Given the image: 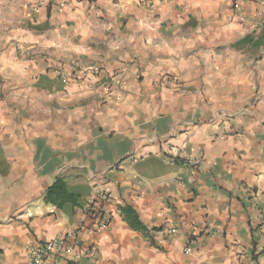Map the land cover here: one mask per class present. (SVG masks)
<instances>
[{
    "label": "crops",
    "instance_id": "obj_1",
    "mask_svg": "<svg viewBox=\"0 0 264 264\" xmlns=\"http://www.w3.org/2000/svg\"><path fill=\"white\" fill-rule=\"evenodd\" d=\"M70 233L96 259L57 264H261L264 0H0V264Z\"/></svg>",
    "mask_w": 264,
    "mask_h": 264
},
{
    "label": "built area",
    "instance_id": "obj_2",
    "mask_svg": "<svg viewBox=\"0 0 264 264\" xmlns=\"http://www.w3.org/2000/svg\"><path fill=\"white\" fill-rule=\"evenodd\" d=\"M191 164L198 163V158H191ZM100 200L110 203L113 200V196L110 192L101 191L99 194ZM87 220L92 222V230L88 231L98 232L106 228L111 219L110 215L104 211L99 210L95 206V202L91 201L88 209L85 212ZM74 233L67 235L59 234L51 239L43 242L35 243L28 249V264H57L58 260L66 253L72 252L73 258H79L85 256L91 260H95L98 247L95 243H89L86 247L79 250H74L73 246L67 241L68 237H74ZM261 264H264V243L258 253Z\"/></svg>",
    "mask_w": 264,
    "mask_h": 264
},
{
    "label": "trees",
    "instance_id": "obj_3",
    "mask_svg": "<svg viewBox=\"0 0 264 264\" xmlns=\"http://www.w3.org/2000/svg\"><path fill=\"white\" fill-rule=\"evenodd\" d=\"M45 203H50L61 208L66 203L75 205L77 203V195L70 192L62 179L57 178L51 186H49L44 195ZM121 212L125 220L135 229H142L143 226L137 220L136 215L129 208H122Z\"/></svg>",
    "mask_w": 264,
    "mask_h": 264
}]
</instances>
